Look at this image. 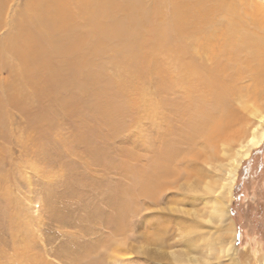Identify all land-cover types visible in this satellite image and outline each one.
I'll return each mask as SVG.
<instances>
[{
	"label": "rangeland",
	"instance_id": "rangeland-1",
	"mask_svg": "<svg viewBox=\"0 0 264 264\" xmlns=\"http://www.w3.org/2000/svg\"><path fill=\"white\" fill-rule=\"evenodd\" d=\"M0 1V264H264V138L229 197L217 196L223 222L209 218L203 190L219 183L213 165L228 161L222 147L242 135L246 107L264 109V0H225L208 15L213 48L233 55L218 107L193 73L216 60L195 47L193 24L178 38L181 66L160 44L177 49L174 38L140 32L121 44L85 27V49L98 45L82 63L49 55L69 68L49 88L6 49L31 0Z\"/></svg>",
	"mask_w": 264,
	"mask_h": 264
},
{
	"label": "bare ground",
	"instance_id": "bare-ground-1",
	"mask_svg": "<svg viewBox=\"0 0 264 264\" xmlns=\"http://www.w3.org/2000/svg\"><path fill=\"white\" fill-rule=\"evenodd\" d=\"M30 2L26 12L27 19L25 22L20 21L15 24V32L13 35L10 34V45L6 46V49L18 60L17 65L20 67L15 66L18 72L41 71L44 74L46 86L53 87L54 73L60 75L61 72L58 70L62 69L64 72L69 68H62L53 60L48 64L46 58L49 55H62L66 60L63 66H66L67 62L74 64L77 60L82 63L83 60H86L84 56H87L86 54L98 45L97 43L89 47V50L85 49V38H83L82 32L85 27L87 30L96 28L98 38L107 34V37H117L119 42L125 40L126 37L130 39V34L137 36L140 32H143L144 39L146 36H155L157 33H161L162 36L165 35L168 40L174 38L172 41L177 44V49L176 47L173 49L169 43L160 44H162L165 53L169 52L167 48L172 50L169 52L170 55L175 57L176 62L181 66L182 60H185L182 56L185 46L178 41V38L182 36L187 25L193 24L196 33H198L196 39L201 38L199 44L195 46L197 50L209 45L210 48L206 47L207 49L203 50L211 49L216 54H214L216 60L212 68L208 66L211 71H207L208 73L205 74L203 68L198 66L200 68H195L193 73H196L197 77L209 84L208 86L213 89V99L217 102L216 106L221 105L222 95H219L218 88L222 87L223 78L228 74L226 70H229L227 66L229 62L225 60H230L233 55H230L231 57L225 56L224 49L215 50L213 48V43H210L213 32H210L211 29L208 30V26H211L208 15H213L228 6L225 0L222 4H218V2L216 4L215 0H31ZM140 40L143 38L141 37ZM218 40L221 44V40ZM8 42L9 39L7 42L3 41V45H7ZM163 42H167V40L163 39ZM129 43L127 44L128 47L131 45ZM240 44L242 43H233L228 46L227 43V46L230 49L238 50ZM78 52L79 56L77 55ZM180 53L181 56H179ZM66 55L72 59L68 60ZM234 56H237V52L234 53ZM254 56H258V51ZM223 58L225 62H222ZM50 81H52L51 85H49ZM246 108L251 118H249L242 135L236 139L234 146L230 149L222 147L224 155H228V161L224 165L222 163L213 165L216 171H222L223 175L219 176V183L215 184L211 180L206 183L203 182L204 193L211 194L213 197L209 218L218 222H223L227 216L226 204L221 202V199L217 197L218 194L225 191L226 196L229 197L230 185L235 178L234 174L241 160L248 156L249 150L259 140L264 138V129H262L264 126V109L262 110L258 106H247ZM226 146L228 145L226 144ZM221 248L223 251H227L223 246Z\"/></svg>",
	"mask_w": 264,
	"mask_h": 264
},
{
	"label": "trees",
	"instance_id": "trees-1",
	"mask_svg": "<svg viewBox=\"0 0 264 264\" xmlns=\"http://www.w3.org/2000/svg\"><path fill=\"white\" fill-rule=\"evenodd\" d=\"M235 202V201H234Z\"/></svg>",
	"mask_w": 264,
	"mask_h": 264
}]
</instances>
